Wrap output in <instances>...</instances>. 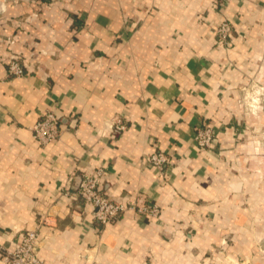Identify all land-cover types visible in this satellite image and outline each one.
I'll return each mask as SVG.
<instances>
[{
    "label": "crops",
    "instance_id": "crops-1",
    "mask_svg": "<svg viewBox=\"0 0 264 264\" xmlns=\"http://www.w3.org/2000/svg\"><path fill=\"white\" fill-rule=\"evenodd\" d=\"M3 3L0 243L37 227L42 264H264V123L253 131L240 100L264 70V0ZM226 17L229 43L214 32ZM12 54L24 75L8 74ZM47 109L62 129L44 144L31 126ZM202 123L218 132L207 149ZM101 167L104 192L159 216L96 219L76 187Z\"/></svg>",
    "mask_w": 264,
    "mask_h": 264
},
{
    "label": "built area",
    "instance_id": "built-area-1",
    "mask_svg": "<svg viewBox=\"0 0 264 264\" xmlns=\"http://www.w3.org/2000/svg\"><path fill=\"white\" fill-rule=\"evenodd\" d=\"M217 5L225 7L231 0H215ZM214 32L219 39L229 43L233 34V24L230 19L222 18L214 27ZM24 63L18 54H12L8 65V74L22 76L25 74ZM126 123L120 118L116 120L115 129L123 130ZM31 129L34 137L41 143H48L59 137L62 124L59 116L52 110L47 109L40 120L35 122ZM218 132L210 123L201 124L197 127L195 135L196 145L201 149L209 148ZM149 160L160 172L170 161L166 151L156 150L149 155ZM105 169L98 168L94 173H84L76 187V193L93 207L94 217L102 223L117 220L123 213L133 210L140 215L148 218L158 217L160 205L154 201H143L134 195H129L126 199H114L102 189V180L105 176ZM66 191L65 193H68ZM41 240L37 227L25 230L21 239L14 248L10 249L0 243V257L2 264H42L39 253Z\"/></svg>",
    "mask_w": 264,
    "mask_h": 264
},
{
    "label": "rangeland",
    "instance_id": "rangeland-1",
    "mask_svg": "<svg viewBox=\"0 0 264 264\" xmlns=\"http://www.w3.org/2000/svg\"><path fill=\"white\" fill-rule=\"evenodd\" d=\"M5 1V0H4ZM0 0V13L6 4ZM16 2L15 0H9ZM240 100L246 112H249L247 125L257 131V126L264 123V70L261 69L256 75H253L248 83L241 88ZM262 122V123H261ZM255 128V129H254ZM263 131V130H262ZM255 138L264 143V134L255 133ZM259 249L264 250V242L259 244ZM1 259V257H0ZM2 260V259H1Z\"/></svg>",
    "mask_w": 264,
    "mask_h": 264
}]
</instances>
